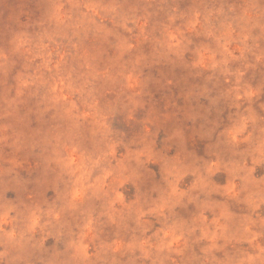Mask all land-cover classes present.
<instances>
[{
  "label": "rangeland",
  "instance_id": "obj_1",
  "mask_svg": "<svg viewBox=\"0 0 264 264\" xmlns=\"http://www.w3.org/2000/svg\"><path fill=\"white\" fill-rule=\"evenodd\" d=\"M0 264H264V0H0Z\"/></svg>",
  "mask_w": 264,
  "mask_h": 264
}]
</instances>
